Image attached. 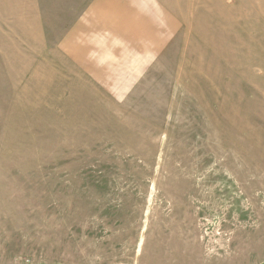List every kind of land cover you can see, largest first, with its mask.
Instances as JSON below:
<instances>
[{"label": "rangeland", "instance_id": "obj_1", "mask_svg": "<svg viewBox=\"0 0 264 264\" xmlns=\"http://www.w3.org/2000/svg\"><path fill=\"white\" fill-rule=\"evenodd\" d=\"M0 264H264V0H0Z\"/></svg>", "mask_w": 264, "mask_h": 264}]
</instances>
